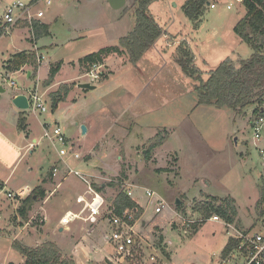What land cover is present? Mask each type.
Here are the masks:
<instances>
[{
  "label": "rangeland",
  "instance_id": "374dc122",
  "mask_svg": "<svg viewBox=\"0 0 264 264\" xmlns=\"http://www.w3.org/2000/svg\"><path fill=\"white\" fill-rule=\"evenodd\" d=\"M29 1L0 0V20L7 4ZM106 1L51 0L52 4L49 7L44 4L39 6L45 14L44 21L50 24L49 33L38 39L41 41L38 43L39 46L46 47L41 49L45 70L50 63L54 64L61 59L76 60L97 47L108 46L109 39L116 38L110 29L114 27L113 21L116 20L120 10H113ZM185 3L186 0H152L150 3L149 13L165 33L170 35L168 41L172 43L171 47L165 48L166 41L161 36L135 64L126 65V72L117 71L114 76L107 77L109 81L105 87L108 89L99 84L103 82L105 74L93 84L96 87L95 90L84 92L77 87L73 90L76 85L74 84L69 90L71 93L68 99L60 102L57 109L53 111L51 95L59 93L63 96L64 91L71 86V84L61 85L48 91L43 104L46 108L45 113H39L40 111L33 107L24 111L30 131L28 140L25 139L24 133L17 131L20 118L8 111V107L11 106L8 101L16 88L25 87L28 90L37 82L39 88L41 86L44 88L45 82L42 84L44 69L42 67L40 70L42 76L39 77V81L35 76L27 79L24 74L17 75L5 70L3 62L8 61V54L13 50L11 48L17 46V37L15 32H11L0 39V121L6 122L2 125L7 126V131L11 134L10 138L17 139L15 142L18 148L21 147L23 140L34 146L32 153L25 149L16 150L0 136V161L4 164V170L0 171V178L5 180L10 175L8 184L0 194V264L24 263V258L12 248L13 243L29 250L38 249L50 243L58 249L61 256L72 258L63 248L51 241L52 239L45 238L40 228L42 224L39 222L43 217L40 212H36L38 208H35L42 199L31 206L26 220L20 218L18 212L14 211L13 205L9 204L4 210L5 205L2 204L8 199L4 192H16L23 186L29 188L39 186L41 176L50 169L61 149L67 151V154L62 157L63 160L73 159L71 154L74 152L68 151L67 146L69 149L78 150L77 152L81 155V159L76 160L74 165L77 169H95L98 172L100 178L92 180V183L95 182L93 186L103 183L106 185L105 188H115L118 193L119 188L110 184L116 183L121 172L126 174L127 179L132 183L147 182L140 186L153 190L156 195L149 199L143 190L134 189L136 194L133 197L144 209V214L142 213L137 220L144 221L141 232L144 241L153 242V237L158 236L162 242L164 238L167 241L163 264H221L224 260L222 251L229 238L222 219L217 222L205 220L204 223L191 227L188 234H182L179 230L180 222L175 220L174 211L184 217L189 216L188 213H190L188 217L190 219H201L204 217V212H201L204 200L216 197L219 200L215 204L217 206L222 201L219 198L231 196L238 207V216L241 217L243 225L248 226L251 223L254 203L259 193L257 186L264 181V155L259 154V151L264 152V129L261 139L253 143L250 122L255 119L253 112L256 108H260L259 105L247 106L240 113L231 109L198 106L193 81L183 76L178 68L173 69L176 49L181 44L187 45L194 54V66L201 72L203 81H206L209 73L224 61L238 65L240 61L248 59L253 54L252 48L240 42L233 31L245 14L244 6L235 5L233 0L228 2L213 0L212 3H215L216 8L210 9L206 5L198 22H194L184 15ZM229 4L231 9L227 10L226 6ZM127 7L123 9L125 13L123 23L132 20L134 26L135 5L128 2ZM77 37L83 38L80 43L67 46L69 39L73 40ZM175 38L184 40L176 41ZM173 40L176 43L173 44ZM29 45L30 43L23 45L22 50L30 48ZM166 49L173 58L167 55ZM161 58L163 62H160ZM61 75H68V79L74 78L73 81L77 85L78 82L83 83L88 80L84 77V73L75 69L63 68ZM11 83L16 85L13 86ZM139 92L141 101L137 96L136 102L130 100L132 97L129 99L125 96L136 95ZM71 97L76 98V101L73 99L71 101ZM175 100L177 103L174 107ZM160 105L162 109L154 112V108L157 110V106ZM192 106L194 111L191 109ZM261 108L264 113V96ZM143 111L153 113L145 114L136 124H133V112L140 116L143 115L140 114ZM44 124L48 128L58 125L67 146H62L57 141L53 146L48 138H42ZM82 126L87 130L85 135L81 134ZM107 129L115 133H106ZM158 133L161 136L168 135L166 148L174 151L161 164L157 162L159 157L151 160L153 150L147 157L146 152L143 153L150 146L149 139L154 138ZM230 136H232L230 141L233 148L224 152L219 147L222 141ZM127 137L130 138V142L128 148L124 150L121 144ZM177 138L180 140L175 143ZM33 139L36 143H32ZM96 153H99V156L84 163L88 157ZM18 159L20 161L16 168L12 169ZM175 167H178L177 178L161 173L162 170L168 172L172 170L173 173H177L174 171ZM73 177L74 191L86 190L85 183ZM108 191L110 194L111 190ZM157 198H161L166 204L159 214L154 213ZM176 200L180 201V209H176ZM66 204L67 202L64 203V201L50 203L53 212L57 211L58 218L64 213L65 208L72 210V207H66ZM248 211L251 216L246 213ZM258 212L259 209L256 208V213ZM29 219L30 221L33 219L32 223L26 229H22ZM174 220L178 225L171 224ZM78 222L75 221L69 226H75ZM99 223L93 225V237H98V245L104 253L109 255L110 249L105 239L110 235V227L104 222ZM157 225L158 228L154 227ZM33 227L35 230L30 229ZM164 231H167L165 236ZM54 232L53 229L52 235ZM34 235L40 237L41 241L44 239V242L36 248L32 243ZM89 262L90 264H109L106 258L100 262H94L93 259Z\"/></svg>",
  "mask_w": 264,
  "mask_h": 264
},
{
  "label": "crops",
  "instance_id": "0c3cea01",
  "mask_svg": "<svg viewBox=\"0 0 264 264\" xmlns=\"http://www.w3.org/2000/svg\"><path fill=\"white\" fill-rule=\"evenodd\" d=\"M33 1H36V0H30L28 3H31ZM224 1L228 2L229 0H224ZM128 2H130L131 5L135 4V3H133V0L132 1L131 0H126L125 5L121 9H119L120 13L118 15H116V20L113 21L115 25H114V27L112 29H110V31L111 30L113 31V33H114L116 38L109 39V41H110L109 43L110 44L108 46L97 47L93 51H90L89 53L77 58L76 60H64V59H61V60H59L58 62H56L54 64L50 63L46 67V70L43 67L45 62H44V56L41 53V49H43V48L46 49V47L44 45H40L39 46L38 43H40L41 41L34 38V34H33V31H32V27H31L33 25V23H38L40 25H44V26H47L48 28H50V24L46 20L44 21V19H43L45 14L43 15V17L41 19L35 20V21L31 22V24H29L28 22L24 21L25 17L23 15H21V19L19 21H17V23L10 28L8 33H3L1 31V24H2V19H3V16H2V18L0 20V39L2 37H4V36L9 35L11 32H13V33L15 32L16 33L15 36L17 37V46H15V48H11L13 50H12V52H9V54H8V61L7 62H3V68L5 70H7L9 72V70L7 69L8 68V63L11 61L13 55H15L17 53H22V52H32V53L35 54L37 59H40L39 64H37L36 67L30 66V65H26V66L22 67L21 69H19L18 71H14V72H11V73L17 74V75L24 74L27 79H31V78H33L35 76L37 78V81H39V77L42 76L40 70L43 67V69H44L43 70V75L44 76H43V79H42V81H43L42 84H44V82H46L48 80V78H49V73H50L51 68H54L57 65H59V69L56 72V74L54 75V77H53L52 81L49 83V85L44 86V88H43V86H41L39 88L38 87V82H37V83L34 84L33 88H31V89L29 88L28 90L25 87L16 88L14 91H12V94L9 97V101L8 102L11 104V106L8 107L9 108L8 111L11 112L12 114H14L15 117H18V118L23 120L22 121L23 129H20L17 126V131H19V132L21 131L22 133H24L26 140L29 139V135H30L29 132L30 131L28 129V125L26 123V118L24 116L25 113H24V111H20L16 107H14V105L11 103L12 99L15 96H17V95H24V96L27 97V99H30L31 95H33L35 93H38L39 95H41L42 101H43V104H44V101L46 100L45 97H47L46 95L48 94V91L50 92V89L56 88V87L61 86V85L76 84L74 89H73V90H75L76 87L79 88L78 85L84 84V82L83 83L78 82L79 84L77 85V83L75 81H73L74 78L73 79H68V75H64V76L61 75V71H63V68H65V69H69V70L70 69H75V70H77L78 72H80L82 74L85 73L86 70L88 69V67L91 65V63L83 61L84 57H86L88 55H91V54L98 53L100 50L108 48V47H116V46H118L119 45V39L124 37V36H126V35H128L130 32H132V30H133V28L135 26V25L133 26V23H132L133 21L131 20L129 22H126V23L124 22L123 23V18H124V14H125L123 12V9L124 8H128L127 7L128 6ZM15 3H22V2H15ZM28 3H23V4H28ZM106 3H107V1H106ZM12 4H14V3H12ZM12 4H7L4 7V12H5V8L7 6L12 5ZM41 4H44V3L37 2L35 9L36 10H41V9H39V6ZM235 5L243 6L242 4H237V3H235ZM47 7H49V6H47ZM35 9H33V10L35 11ZM148 9H150V4L148 6ZM226 9H227V6H226ZM230 9H231V7L229 9H227V10H230ZM41 11L43 12V10H41ZM3 15H4V13H3ZM155 22L157 23L156 20H155ZM158 26L160 27L159 24H158ZM162 31H163V34L161 36H163L165 38V41H166L165 48H169V47L172 46V43H170L168 41V37L170 35L168 36L163 29H162ZM48 33H49V31H48ZM106 38H107V36H106ZM82 39L83 38L79 39L78 37L76 39H73V40L69 39V41L67 42V46L76 45V44L80 43L82 41ZM158 39H157V41H158ZM175 39H176V41L177 40H184L183 38L182 39L175 38ZM70 41H72V42H70ZM239 41L241 42L240 39H239ZM24 42H27V43H24ZM69 42H70V44H68ZM28 43H30V45H29L30 48L22 50V46L23 45H28ZM113 43L115 45H113ZM174 43H176V42L173 40V44ZM68 48L70 49V47H68ZM49 50H53V49H49ZM165 51L167 53L168 49H166ZM167 55L173 58V56L170 53H167ZM98 62L101 63L104 66L103 69H104L105 76H104L103 82L99 83V84H102L101 85L102 87H105L106 86L105 84H107V82L109 81L107 79V77L114 76L117 73V71L118 72L119 71H123V72L125 71L126 72L127 71V69H126L127 66L126 65L127 64L130 65V63H131L129 58L126 56L125 53L111 54V55H109L107 57L101 56V59ZM160 62H163L162 58L160 59ZM132 64H134V63H131V65ZM177 68L181 72V69L179 68L178 64H176L174 62L173 69L177 70ZM182 75L185 76L183 73H182ZM11 85L15 86L16 84L11 83ZM92 86H94V85H92ZM105 88H107V87H105ZM79 89L83 90L81 88H79ZM95 89H96V87L93 90H95ZM83 91L86 92V91H91V90H83ZM140 91H142V89ZM70 93L71 92H68L66 94V96H62V101L67 100L68 99V95H70ZM139 95H140V92L137 93L136 95L128 94V95H125V96H128L129 99L132 97L130 100H132L133 102L134 101L136 102L137 101L136 96L139 97ZM192 98H191V102H193ZM70 99H71V101H72V99H73V101H76V98L74 99V98L71 97ZM170 99H173V97H170ZM139 100L141 101V97H139ZM173 103H174V107H175L176 103H177V100L173 101ZM138 104H140V102H138ZM201 106H204V105H201ZM156 109L157 110H155V108H154L153 111L155 112V111L161 110L162 109L161 105L159 107L157 106ZM174 109L176 110V108H174ZM191 109H193V106H192ZM37 111L39 112V110H37ZM187 111H188V109L186 110V112ZM192 111H194V109ZM151 113H153V112L152 111H148V112L145 113L143 111V112H140V114H143V115L139 116L138 113H134L133 112V115H134L133 119H132L133 124H136L138 122V119L142 118V116H145V114H151ZM250 122H252V121H250ZM2 123L6 124V122L0 121V136L3 138V140L5 142L10 144V146L13 147L16 150L22 151V150L25 149V150H29V153L33 152V149H34L33 147L34 146H32L31 143L27 144V141L25 142L24 140L20 144L21 147L18 148V146H17V144L15 142V141H17V139L13 138V137L10 138L11 134L7 131L8 130L7 126L6 125H2ZM42 128H43L42 138H46V137H44V131L48 129V126L46 124H44L42 126ZM86 132H87V130H86ZM110 132L111 131L109 129H107L106 133H110ZM111 133H115V131H113ZM164 137H165V141H164L163 145L160 146V147H157V148H155L153 150V158L151 159V160H154V159H157L159 157L157 162H159L160 164L165 162V160L167 159L166 158L167 156L172 155V153H174V151L172 152V151H170V150H168L166 148V141L169 138L168 135L164 136ZM231 137L232 136H230L229 138H227L224 141H222V145H221V147H219V149H222V151H224V152H227V151L231 150L233 148V145L231 144V141H230ZM48 139L52 143V145L55 146L56 142L53 139H51V138H48ZM151 139H153V138H151ZM151 139H149V140H151ZM260 139H261V136H260ZM137 140H138V138H137ZM179 140L180 139H178V138L175 139V143H178ZM129 142H130V138H128V137L125 138L124 141H122L121 146L123 147L124 150H126L128 148ZM256 142H258V141L253 138V143H256ZM32 143H36V140L33 139ZM124 144H127V146H124ZM132 146H130V148H132ZM146 150H144L143 153H145ZM68 151H71V152H74V153H78L77 152L78 150H76L74 148L73 149H69L68 148ZM259 154H260V156H263L264 152L259 151ZM95 156H99V153H96V155H92L91 157H88L84 161V163H88V162L92 161V159L95 158ZM74 160L73 159H71V160H68V159L67 160H63L62 157L59 155V152H58V158L53 162V164L51 165V167L47 171V173L44 176H41L40 185L37 186V187H41L44 190V196L42 197V201L40 202L38 207H35V208H38V209H36V212H40L41 216L43 217V218H40V220H39V222L42 224V226L40 228L43 230V232L45 234V238L47 240L48 239L49 240L52 239L51 241L55 242L57 244V246H59L60 248H63L65 250V253L68 254V256H71L73 258L75 264H90L89 261L92 260V259L94 260V262H100V260L105 259L108 255H107V253H104L103 249H101V247L98 245V242H99L98 237L97 238L93 237V234H94V231L92 230L93 225L85 223V222H82V221H79L78 224H76L75 226H71V227L68 226L67 228H60L58 226V224H57L58 220H59V218L57 217V214H56L57 211L54 213L53 210L51 209L52 208L51 207L52 205H50L51 202H58L59 201V203H61V201H64V203L67 202V204L65 205L66 207H72L71 208L72 210H70V208H65L64 213L67 212V211H77L80 208V205H78L76 203V201H75L76 197L77 196H81V197H83L85 199H88V196L85 194L86 190H84L82 192L74 191V189H73V181H72V178H74L73 177L74 175L70 174V171H78L79 173H81L83 175V177L87 180V182H89L92 185L93 188H94L93 184H95V182L92 183L93 182L92 180H97V179L100 178L98 172H96L95 169H93V170H87L85 168H81V170L79 168L77 169V167L74 166L76 164V160L75 161ZM18 161H20V159L17 160V162L15 163V165H14V167L12 169L16 168V166L18 164ZM1 170H4V164H3L2 161H0V171ZM169 170H171V169H169ZM174 171L177 172L178 171V167L177 168L175 167ZM161 173H166V174L173 175L174 178L178 177V172L177 173H173L172 170L170 172H168L167 170H162ZM9 177H10V175L7 176L5 178V180H3V178H0V191L1 192L3 191V189L8 184V181L10 179ZM126 181H127V183L132 185L131 188H129V190L131 191V200L134 201L143 210V214H144V209L142 208V206L137 202V200L133 196L136 194V192L134 193V189L135 190L136 189H141L143 191H144V189L150 190L149 188L140 186V184H147V182H145V183L141 182L140 184L139 183L137 184V183H132L131 180H128V179ZM98 186L101 187V190L97 191L95 188H94V190L106 200V204L107 205L113 204L115 199H116V196L118 194L116 192L115 188H113V189H111V188L108 189L107 187L105 188L106 185H104L103 183L101 185H98ZM260 186H257L258 189H259V193H258V197H257V199H256V201L254 203L255 204L254 205V215L251 217V221H250L251 223L248 226H244L243 223H242L241 217L238 216V209H237L238 207L236 206L235 200L231 196H227V197H230L233 200V202H234L233 204H234V207H235L236 212H237L236 218L234 219V222L232 224H229V223L225 222L222 219V222H224V228H225V231H226V235L229 236V238L227 240V243H228V241L230 239H234L235 240L236 237H237V234L239 232H244V231H247V230H250V229L257 230V229L261 228V223L260 222L262 220L263 213H261L262 211H260V210H259L258 213H256V204L258 203V200H259V197H260ZM37 187H35V188H37ZM35 188H29L28 186H23V187H20L19 189H17L16 192L9 191V192H4V193H6V195L8 193H10L12 195H16L20 191L24 190V192H25V196L24 197H26ZM108 190H111L110 194H108V192H109ZM151 191H153V190H151ZM224 198H226V197H224ZM224 198H219V199H224ZM73 199H74V202H73ZM10 200H12V201H10ZM14 200L15 199H7V201H3L2 204L5 205L4 206V210H6L7 209L6 207L9 204H11V205H13L14 211L16 212L18 207H19V205H20V202L18 200H15V201ZM8 201H10V202H8ZM14 202H16L18 205H16ZM173 213H175V211ZM246 213L249 214V216H251L249 211L246 212ZM188 214H189V216H187V217H190V213H188ZM247 214H245V215H247ZM213 215H215V214H213ZM31 218L32 217H30V219ZM142 218H143V216H142ZM30 219H29V221L27 220L25 222V224L22 227V229H26L27 227H29V224H31L32 220H33L32 219L30 221ZM220 219L221 218L219 217V221H220ZM99 222L100 223L104 222V224L107 225V222L105 220H100ZM154 227L158 228L159 226L157 225V226H154ZM30 229L31 230H35L34 227L30 228ZM53 229H54L55 232L52 235ZM166 233H167V231H164V236L166 235ZM41 238H42V236H41ZM164 239H163V241H165ZM14 240H15V237H14ZM43 240L41 241L40 237H37L36 235H34L33 236V241H32L33 247L36 248L37 246L42 244L44 242ZM165 242H167V241H165ZM227 255H226V257H227ZM226 257H224V259ZM164 261H165V259H164Z\"/></svg>",
  "mask_w": 264,
  "mask_h": 264
},
{
  "label": "trees",
  "instance_id": "16d2710c",
  "mask_svg": "<svg viewBox=\"0 0 264 264\" xmlns=\"http://www.w3.org/2000/svg\"><path fill=\"white\" fill-rule=\"evenodd\" d=\"M209 0H186L183 7L184 15L194 21L202 15ZM152 0H134L135 5V26L132 32L119 39L118 47H108L100 50L98 53L88 55L83 61L91 64L98 63L101 56L107 57L111 54L126 53L131 63H136L163 34L162 29L150 15L148 6ZM245 10L244 16L233 28L238 38L249 45L253 54L246 60H242L238 65H233L230 61L220 63L213 71L209 73L208 79H201V72L194 66L195 56L187 45L181 44L177 49L175 62L178 64L181 72L194 83L193 90L196 92L197 105L210 106L217 109H231L237 113L242 112L247 106L258 104L259 109H255L253 114L255 118L264 116L262 111V98L264 96V0H243ZM32 31L35 39L48 34V27L33 23ZM122 51H120L121 49ZM120 49V50H119ZM30 65L37 66V58L32 52L17 53L12 56L8 63V70L18 71L22 67ZM59 69V65L51 68L49 78L45 86L49 85L54 75ZM74 84L64 91L63 96L73 88ZM62 101L59 93L51 95V108L56 110L58 104ZM22 119L18 127L23 129ZM164 135L159 133L150 141V146L146 150V157L157 147L163 145ZM126 174L121 172L117 177L116 183L110 185L119 188V192L113 203L114 213L121 215L129 212L134 219L140 217L142 209L122 191L124 186L121 183L126 182ZM97 191L100 186H94ZM44 196V190L41 187L35 188L24 199L20 201L17 212L22 220L27 219L31 206ZM216 197L207 198L202 203L201 212H204V219L210 218L213 214L217 215L225 222L232 224L236 218L237 212L234 202L230 197L221 199ZM264 207V181L260 186V197L256 208L263 213ZM180 209V204L176 206ZM159 244L162 239L159 238ZM238 244V241L230 239L222 251V256L226 257ZM12 248L24 258L23 264H75L72 258H64L58 249L50 243L44 244L41 248L29 250L13 243Z\"/></svg>",
  "mask_w": 264,
  "mask_h": 264
},
{
  "label": "built area",
  "instance_id": "2783aa9c",
  "mask_svg": "<svg viewBox=\"0 0 264 264\" xmlns=\"http://www.w3.org/2000/svg\"><path fill=\"white\" fill-rule=\"evenodd\" d=\"M37 1V0H36ZM33 1L28 4L23 3H14L5 8V12L2 19L1 31L3 33H8L10 28L14 26L17 21L21 19L23 15L24 21L31 24V22L41 19L44 13L41 10H36L37 2H42L46 6L51 5V0H38L37 2ZM213 0H209L207 7L210 9H215V3H212ZM237 4H242L243 0H233ZM231 7V4L227 5V9ZM35 9V11L33 10ZM40 59H37V64H39ZM104 66L101 63L91 64L86 72L84 77L88 80L84 83L90 85L95 84L104 76ZM29 108L33 107L36 110H39L40 113H45L46 108L42 103V97L38 93L31 95L28 99ZM251 127L253 131V138L259 140L264 129V116L257 117L251 122ZM44 137L51 138L54 141H57L62 146H67L66 139L62 134V130L59 126H54L53 128H48L44 131ZM68 149V146H67ZM67 154L66 149H61L59 155L61 157ZM72 158L75 160L81 159L79 153H72ZM70 174L77 177L81 182L86 185L85 194L88 196V199H85L81 196L76 197V203L80 205V208L77 211H67L65 212L58 220V226L60 228H67L71 223L75 221H82L91 225L97 224L100 220H105L110 227V235L106 237L105 242L109 247V255L106 257V260L109 264H163L165 259L166 251V242L163 241L159 244V236L153 237L154 241L148 243L144 241L141 232L144 228L142 224L143 221L134 219L133 215L129 212H124L121 215L114 213V205L106 204V200L98 194L92 185L87 182V180L80 174L78 171H70ZM124 186L123 193L131 199V188L132 185L124 182L121 183ZM145 195L151 199L155 197V193L151 190L144 189ZM1 194V191H0ZM24 190L20 191L16 195L8 193L6 197L8 199H15L19 202L25 197ZM166 207L165 202L161 198H157L155 201L154 213L159 214ZM175 220H178L180 223L179 230L182 234H188L189 229L193 226H198L205 222L209 221H219L217 215H213L208 219L199 218V219H190L184 217L181 214L174 213ZM175 220L172 225H178L175 223ZM261 228L254 230L250 229L244 232H239L236 237L238 244L236 247L227 255V257L222 261L221 264H264V207H263V217L261 220Z\"/></svg>",
  "mask_w": 264,
  "mask_h": 264
},
{
  "label": "water",
  "instance_id": "95a60500",
  "mask_svg": "<svg viewBox=\"0 0 264 264\" xmlns=\"http://www.w3.org/2000/svg\"><path fill=\"white\" fill-rule=\"evenodd\" d=\"M126 0H107L109 6L114 10H119L125 5ZM79 88L83 90H93L95 87L88 84H80L78 85ZM12 104L20 111H26L29 109V102L26 96L24 95H17L12 99ZM86 133V128L84 126L81 127V134L84 135ZM180 204L179 200L175 201V206Z\"/></svg>",
  "mask_w": 264,
  "mask_h": 264
}]
</instances>
